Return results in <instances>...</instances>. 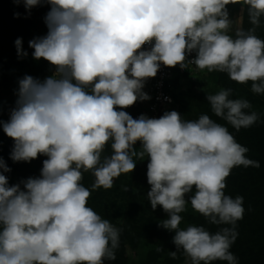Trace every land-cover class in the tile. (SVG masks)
<instances>
[{
  "label": "clouds",
  "instance_id": "obj_1",
  "mask_svg": "<svg viewBox=\"0 0 264 264\" xmlns=\"http://www.w3.org/2000/svg\"><path fill=\"white\" fill-rule=\"evenodd\" d=\"M23 2L27 9L42 2L51 6L47 35L29 41V47L34 59L43 58L56 71L43 81L21 79L16 107L8 122H0L14 140L13 161L47 157L40 176L23 181V190L9 185L3 173L11 169L0 158V264L114 260L120 230L87 206L83 172L92 171L94 189H110L115 178L135 169L133 157L143 160L146 154L148 200L153 210L160 206L167 213L161 227L175 233L176 249L191 264H237L230 247L243 218V197L225 195L226 178L233 167L258 168L259 161L247 158L248 148L208 115L185 121L173 110L134 119L124 109L150 99L143 88L161 64L187 68L193 52L189 62L199 69L226 72L241 84L251 81L254 93H264V40L253 34L255 28L238 30L235 39L227 34L226 6L240 0ZM243 3L251 24L259 26L264 0ZM15 45L20 51L21 38ZM231 91L207 96L212 112L237 130L250 127L257 113L245 111L249 101L229 99ZM109 141L112 154L102 160ZM189 200L210 223L232 227L215 234L198 226L179 228ZM170 256L175 259L177 252Z\"/></svg>",
  "mask_w": 264,
  "mask_h": 264
},
{
  "label": "trees",
  "instance_id": "obj_2",
  "mask_svg": "<svg viewBox=\"0 0 264 264\" xmlns=\"http://www.w3.org/2000/svg\"><path fill=\"white\" fill-rule=\"evenodd\" d=\"M243 3V0H242ZM242 12L241 30L248 32L255 28L253 33L264 40V16L260 17L259 26L250 22L248 5L244 4ZM50 5L42 2L38 6L27 9L23 0H0V122H8L12 110L16 107L19 92V81L26 75L43 81L46 78V64L43 58H33L34 49L29 47V41L47 35L48 27L45 23L46 14ZM19 14V15H17ZM231 36V35H230ZM235 39L236 35L231 36ZM21 38V50L18 51L15 41ZM23 53H27L24 55ZM203 72V71H202ZM200 72L196 80H187L186 88L173 95V108L181 114L185 121L198 120L201 115H208L213 121L225 126L234 136L236 142L248 148L247 158L259 161L260 167L236 166L226 178L225 195L235 198L243 197V218L235 225L237 233L230 251L237 258V264H264V93L257 94L251 90L252 82L238 83L230 79L226 72L208 71ZM203 74V75H202ZM222 89H231L229 99H243L251 104L246 112H256L259 119L250 127L237 130L222 117L216 116L207 100L208 95H214ZM134 119L142 115L140 106H131L126 109ZM14 140L8 137L0 123V158L11 171L3 173L9 185L19 184L24 189L23 181L28 178L39 177L46 156L40 155L30 162H15L11 159ZM135 151H142L140 143L135 145ZM112 154L111 141L105 146L101 159ZM136 167L132 172L122 173L114 179L113 187L94 189L95 176L92 171L83 172L81 183L89 189L90 197L87 206L92 208L102 219H107L114 227L119 229V245L113 249L114 260L104 259V264H127L125 250L127 246L132 249L145 248L151 243L152 250L146 257L140 258L139 264H184L190 258L183 249H176L173 243L175 233L161 227L163 220L168 218L162 207L151 208L145 188L147 184L148 156L144 160L133 158ZM127 190H124V189ZM195 194H187L186 200ZM184 224L203 227L212 234L226 224H212L202 214L195 211L190 201L185 211L180 213ZM158 249H160L158 251ZM176 251L177 257L173 259L170 252ZM203 264V262H201ZM213 264H228L227 261H214Z\"/></svg>",
  "mask_w": 264,
  "mask_h": 264
},
{
  "label": "built area",
  "instance_id": "obj_3",
  "mask_svg": "<svg viewBox=\"0 0 264 264\" xmlns=\"http://www.w3.org/2000/svg\"><path fill=\"white\" fill-rule=\"evenodd\" d=\"M145 45V48H149ZM195 52L188 56V59H194ZM186 60L187 68L181 69L176 67H166L161 64L157 75L154 78L147 79L143 91L146 92L150 99L137 101L134 105L142 108V114L149 118H159L165 112L173 108V95L177 92V87L181 89L184 81L192 79L201 72L195 64ZM55 67L51 68V76L55 73Z\"/></svg>",
  "mask_w": 264,
  "mask_h": 264
},
{
  "label": "rangeland",
  "instance_id": "obj_4",
  "mask_svg": "<svg viewBox=\"0 0 264 264\" xmlns=\"http://www.w3.org/2000/svg\"><path fill=\"white\" fill-rule=\"evenodd\" d=\"M228 13H229V19H230V27L227 30V34L228 35H236V32L238 30H241V24H242V12H243V3L242 0H240V2L238 3H230L229 5L226 6ZM54 66L51 65L50 63L46 64V78L51 76V68H53ZM203 71V72H202ZM205 69L201 70L202 73H204ZM198 75V74H197ZM197 75L195 77H193L190 80H196L198 77ZM203 75V74H202ZM189 80V79H187ZM186 80V81H187ZM186 81H184L183 86L181 87V90L186 88ZM173 111V110H170ZM176 111V110H175ZM139 143V142H137ZM135 158V157H133ZM144 160V159H143ZM144 187L147 189H150V185L147 186L144 185ZM190 201V200H189ZM189 225L184 224L183 222L180 223L179 228L181 229H186ZM153 244L151 243L150 245H148L145 248H140V249H132L130 246L126 247L125 250V256L127 258V264H139L140 258L142 257H146L149 253L150 250H152ZM184 264H188V259L185 260Z\"/></svg>",
  "mask_w": 264,
  "mask_h": 264
}]
</instances>
